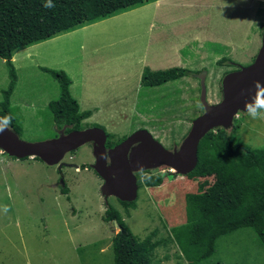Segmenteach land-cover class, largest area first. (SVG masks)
<instances>
[{"label":"rangeland","instance_id":"1","mask_svg":"<svg viewBox=\"0 0 264 264\" xmlns=\"http://www.w3.org/2000/svg\"><path fill=\"white\" fill-rule=\"evenodd\" d=\"M263 31L264 0H157L23 49L12 62L17 82L10 97L23 127L20 137L28 142L56 138L48 106L60 89L42 69L48 68L64 71L80 110L94 112L84 128L97 125L113 142L145 129L173 150L204 111L195 75L207 73V101L218 104L223 77L254 62ZM174 67L189 75L143 88L145 68ZM9 84L8 67L0 58V102ZM239 116L229 133L250 148L264 149V119ZM63 161L67 166L59 172L42 161L0 153V264H113L112 239L120 229L115 221L103 220L107 205L101 178L91 168L92 147L82 146ZM150 172L166 176L165 183L141 188L134 207L115 198L109 205L140 240L161 241L154 264H189L170 229L182 221L177 210L182 194L197 183L166 167ZM219 263L264 264V246L255 230L222 236L216 253L201 264Z\"/></svg>","mask_w":264,"mask_h":264},{"label":"trees","instance_id":"2","mask_svg":"<svg viewBox=\"0 0 264 264\" xmlns=\"http://www.w3.org/2000/svg\"><path fill=\"white\" fill-rule=\"evenodd\" d=\"M155 1L51 0L53 7L49 8L44 6L47 0H0V58L8 67L10 78L0 102L2 122L5 117L10 118L7 126L19 136L23 133L10 102L17 82L12 63L17 52ZM42 69L59 84V98L48 106L57 129L66 125L73 126L67 132L84 129L83 121L91 117L92 111H80L70 93V77L64 71ZM188 75L187 69L178 67L159 71L145 68L141 84L144 89L159 88ZM198 158L196 169L185 176L197 185L182 194L177 209L182 221H176L170 229L184 258L189 264H201L216 253L222 236L241 228L254 229L264 246V149L250 148L235 140L229 131L218 129L202 139ZM136 176L139 190L160 187L166 177L152 175L150 171ZM135 202L120 204L129 208ZM103 220L117 221L122 228L112 239L113 264H154L153 252L161 241L153 240L152 236L140 240L112 205H107Z\"/></svg>","mask_w":264,"mask_h":264},{"label":"water","instance_id":"3","mask_svg":"<svg viewBox=\"0 0 264 264\" xmlns=\"http://www.w3.org/2000/svg\"><path fill=\"white\" fill-rule=\"evenodd\" d=\"M206 76L199 75L201 82V104L203 114L192 122V127L179 147L166 149L145 129L135 131L126 140L108 150L107 134L99 127L74 130L72 125L57 131V137L41 142H28L9 126L0 132V151L9 158L23 160L38 158L48 166L62 169L67 166L64 158L85 145L92 146L95 159L91 168L103 180L100 192L108 205L110 198L133 203L138 198L139 186L136 174L158 170L162 167L175 170L174 174L187 176L198 165V149L202 139L212 131L234 128L235 117L244 112L245 103L256 95L255 84L264 86V31L261 47L254 62L247 67L226 74L221 83V101H207ZM3 125L0 119V126ZM74 168L77 166L73 165ZM116 226L122 230L117 221Z\"/></svg>","mask_w":264,"mask_h":264},{"label":"clouds","instance_id":"4","mask_svg":"<svg viewBox=\"0 0 264 264\" xmlns=\"http://www.w3.org/2000/svg\"><path fill=\"white\" fill-rule=\"evenodd\" d=\"M44 6L53 7L51 0H47ZM255 87L256 95L252 98L251 102L245 103L244 112L253 120L264 119V86L257 82ZM9 123L10 118L5 117L3 125L0 126V132L4 131ZM5 211H7V208H5Z\"/></svg>","mask_w":264,"mask_h":264},{"label":"flooded vegetation","instance_id":"5","mask_svg":"<svg viewBox=\"0 0 264 264\" xmlns=\"http://www.w3.org/2000/svg\"><path fill=\"white\" fill-rule=\"evenodd\" d=\"M150 69V68H149ZM151 70V69H150ZM152 71H154V70H152ZM197 78L196 79H198L199 81H200V79H199V75L197 76V75H195ZM221 101V100H220ZM67 126V125H66ZM97 127V126H96ZM63 128V127H62ZM62 128H60V129H62ZM100 128V127H99ZM60 129H57V131L58 130H60ZM85 129V128H84ZM83 130V129H82ZM72 131H74V130H72ZM71 132V131H70ZM70 132H67L66 131V133H70ZM107 134V133H106ZM58 135H56V137H57ZM127 138L125 137L122 141H115V142H113V140L110 138L109 139V137H108V135H107V143H106V147H107V149L108 150H110V149H112V148H114L115 146H117L118 144H120L121 142H123L124 140H126ZM91 146V145H90ZM92 147V146H91ZM94 164V163H93ZM62 169H63V167H62ZM62 169H59V172H61V170ZM77 169V168H76ZM78 169H79V167H78ZM137 175V174H136ZM61 182L64 180L63 178V174H61ZM101 181H102V183H103V180L101 179ZM106 204V203H105ZM108 204H109V202H108Z\"/></svg>","mask_w":264,"mask_h":264},{"label":"crops","instance_id":"6","mask_svg":"<svg viewBox=\"0 0 264 264\" xmlns=\"http://www.w3.org/2000/svg\"><path fill=\"white\" fill-rule=\"evenodd\" d=\"M155 71V70H154ZM72 80V79H71ZM76 100V99H75ZM77 101V100H76ZM80 107V106H79ZM81 111V110H80ZM86 111H92V110H86ZM81 112H84V111H81ZM94 117V112L92 111V115H91V117H89L88 119H91V118H93ZM88 119H86V120H88ZM86 120H84V121H86ZM0 153H2L1 151H0ZM77 168H78V166H77ZM76 169V168H75ZM76 170H78V169H76Z\"/></svg>","mask_w":264,"mask_h":264},{"label":"built area","instance_id":"7","mask_svg":"<svg viewBox=\"0 0 264 264\" xmlns=\"http://www.w3.org/2000/svg\"><path fill=\"white\" fill-rule=\"evenodd\" d=\"M239 115H240V114L236 115L235 120H236V119H239V117H240Z\"/></svg>","mask_w":264,"mask_h":264}]
</instances>
